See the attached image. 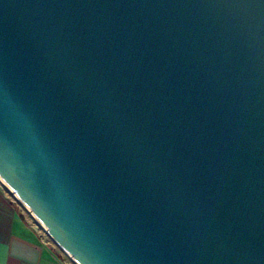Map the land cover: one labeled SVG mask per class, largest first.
Segmentation results:
<instances>
[{"label":"water","instance_id":"95a60500","mask_svg":"<svg viewBox=\"0 0 264 264\" xmlns=\"http://www.w3.org/2000/svg\"><path fill=\"white\" fill-rule=\"evenodd\" d=\"M0 185L74 264H264V0H0Z\"/></svg>","mask_w":264,"mask_h":264},{"label":"crops","instance_id":"0c3cea01","mask_svg":"<svg viewBox=\"0 0 264 264\" xmlns=\"http://www.w3.org/2000/svg\"><path fill=\"white\" fill-rule=\"evenodd\" d=\"M23 211L0 185V264H70L47 245Z\"/></svg>","mask_w":264,"mask_h":264},{"label":"rangeland","instance_id":"374dc122","mask_svg":"<svg viewBox=\"0 0 264 264\" xmlns=\"http://www.w3.org/2000/svg\"><path fill=\"white\" fill-rule=\"evenodd\" d=\"M25 217L27 218V220H29L34 226L35 228H37V230L39 231V233L41 234V237L43 238V240L47 243V245L52 248L57 254H59L60 256H62L65 260H67L70 264H74L53 242L52 240L43 232V230H41L31 219V217L24 212Z\"/></svg>","mask_w":264,"mask_h":264}]
</instances>
